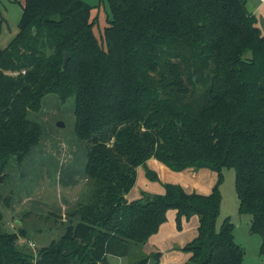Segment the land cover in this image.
<instances>
[{
	"label": "trees",
	"instance_id": "obj_1",
	"mask_svg": "<svg viewBox=\"0 0 264 264\" xmlns=\"http://www.w3.org/2000/svg\"><path fill=\"white\" fill-rule=\"evenodd\" d=\"M107 3L105 47L84 0H23L18 31L0 47V171L39 142L30 112L53 92L74 98L91 183L74 224L36 254L18 241L23 227L0 224V264H109L108 255L157 262L158 252L140 247L169 209L178 228L198 217L181 264H242L233 222L217 224L223 168L234 171L237 211L249 217L264 255V32L255 13L246 0ZM151 157L173 170L210 168L216 181L208 193L164 183L161 193L127 199L136 167Z\"/></svg>",
	"mask_w": 264,
	"mask_h": 264
},
{
	"label": "rangeland",
	"instance_id": "obj_2",
	"mask_svg": "<svg viewBox=\"0 0 264 264\" xmlns=\"http://www.w3.org/2000/svg\"><path fill=\"white\" fill-rule=\"evenodd\" d=\"M84 1L92 6L93 14L97 15L93 29L99 42L105 47L100 34L110 16L107 0ZM259 2L260 0H246L247 9L253 12ZM20 15L19 0H0V47L6 46L18 31ZM256 17L257 24L264 32V4L257 11ZM73 106V96L62 101L56 93H46L40 108L30 112V116L41 125L39 142L30 149L22 162L18 163L12 156L0 171V224L8 231L16 230L17 226L23 227L26 230L25 237L20 236L18 241L29 247L33 254L52 240H58L74 224L77 216L73 215V209L86 201L91 187L83 172L85 145L77 139L74 132ZM58 121L63 122V125L58 126ZM156 162L163 164L169 171L165 173L153 163H146L142 167L143 171L141 169L142 172L136 175L133 185L136 195L132 194L133 197L161 193L164 183H177L186 190L200 193L210 191V188L204 186H193L188 177L180 180L179 174L169 176L172 169L161 161ZM204 171L210 174V182H214L216 173L209 168H204ZM222 172V201L217 224L226 216L233 222L234 238L244 249L242 264H264V255L258 251L260 235L251 231L249 217L237 211L234 171L223 168ZM17 221L19 222L14 224ZM197 224L198 217L192 215L183 219L178 228L175 211L169 209L166 220L155 237L143 244L140 250L144 254L148 251L160 252L159 262L153 264H181L188 258V253L181 247L196 235ZM27 240H31L34 246H30ZM108 262L128 264L129 259L127 256H109Z\"/></svg>",
	"mask_w": 264,
	"mask_h": 264
},
{
	"label": "crops",
	"instance_id": "obj_3",
	"mask_svg": "<svg viewBox=\"0 0 264 264\" xmlns=\"http://www.w3.org/2000/svg\"><path fill=\"white\" fill-rule=\"evenodd\" d=\"M23 0H19V2H22ZM264 4V0H260V2L258 3V5H256V7H255V9H253V13H255V15H256V13H257V11L260 9V7L262 6ZM260 27V26H259ZM158 159H156V158H154V157H151V158H149L147 161H146V163H149V162H151V163H153L155 166H157L158 168H161V170L163 171V172H168L169 170H167L166 168H165V166L163 165V164H159L158 162H156ZM158 161H160V160H158ZM162 162V161H161ZM143 165H138L137 167H136V175L138 176V173H141L142 171H143ZM204 168H207V167H200L199 169H197V170H195V169H192L191 167H186V168H184V169H182V170H174L173 171V169H172V171H171V174L169 175V176H176V174H179V176L180 177H178L180 180L182 179V178H186V177H188V178H190L191 179V182H192V185L194 186V185H198V186H204V187H207V188H210V190L212 189V186L214 185V183H215V181H216V178H215V180H214V182L213 181H211L210 182V179H211V177H210V174L209 173H207L206 171H204ZM141 169H142V171H141ZM210 169V168H209ZM214 171V170H213ZM215 173H216V171H214ZM209 176V177H208ZM216 177H217V173H216ZM182 186V185H181ZM183 187V186H182ZM184 188V187H183ZM185 189V188H184ZM186 190V189H185ZM187 192H191V191H189V190H186ZM163 192V191H162ZM196 192V191H195ZM200 193V192H199ZM132 194H134V195H136V193L134 192V190H133V186H132V188L129 190V192L128 193H126L125 194V197L127 198V199H133V198H136V197H133L132 196ZM161 226V225H160ZM160 228V227H159ZM159 228H158V230L157 231H159ZM196 232H197V230H196ZM156 233L157 232H155V233H153L148 239H147V241L144 243V244H146L152 237H155V235H156ZM158 252V251H157ZM149 253H152V251H148L147 252V254H149ZM159 253V258H158V261L156 262V263H158L159 262V259H160V256H161V254H160V252H158ZM109 256H115V255H108V257ZM108 257H107V259H108ZM152 258V257H151Z\"/></svg>",
	"mask_w": 264,
	"mask_h": 264
},
{
	"label": "water",
	"instance_id": "obj_4",
	"mask_svg": "<svg viewBox=\"0 0 264 264\" xmlns=\"http://www.w3.org/2000/svg\"><path fill=\"white\" fill-rule=\"evenodd\" d=\"M67 57H68V55L65 54L64 59H63V63H62V67L65 66L66 61H67ZM57 125H58V126H62V125H63V122L58 121V122H57ZM18 222H19V221L15 222L14 224H17ZM148 262H149V264H153V263H155V259H153V258H149V261H148Z\"/></svg>",
	"mask_w": 264,
	"mask_h": 264
},
{
	"label": "built area",
	"instance_id": "obj_5",
	"mask_svg": "<svg viewBox=\"0 0 264 264\" xmlns=\"http://www.w3.org/2000/svg\"><path fill=\"white\" fill-rule=\"evenodd\" d=\"M27 243H28L30 246H34V243H33L31 240H27Z\"/></svg>",
	"mask_w": 264,
	"mask_h": 264
}]
</instances>
